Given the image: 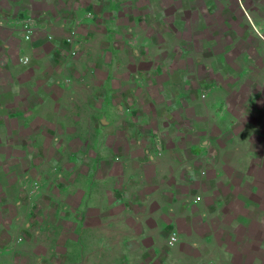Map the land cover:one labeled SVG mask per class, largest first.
Instances as JSON below:
<instances>
[{
    "label": "crops",
    "instance_id": "1",
    "mask_svg": "<svg viewBox=\"0 0 264 264\" xmlns=\"http://www.w3.org/2000/svg\"><path fill=\"white\" fill-rule=\"evenodd\" d=\"M138 1H102L107 8L113 6V11L118 7L119 12L104 19L103 47L98 49L92 63L89 61L92 64L90 71L86 70V74L76 79V83L83 85L89 81L95 88L92 81L97 70L101 69L104 74L99 85L102 88V103L98 113L102 117L103 129L108 134V137L105 136L107 139L102 141L106 155L71 156V170L64 174L69 175L70 181L67 184L65 176H62L65 183H57L60 188L53 183H45L47 177H38L34 189L33 184L28 185L26 193L29 210L25 228L31 229L28 223H35L38 217L44 223L41 229L42 241L48 243L51 249L45 256H35L31 255L30 247L24 246L22 253H26V264H42L47 257L54 263L58 253H62L63 264H214L217 253L220 256L223 254L222 246H216L214 232L206 234L203 231L207 226H212L216 212L223 208L221 201H217L214 208L204 202L206 197L215 196L214 187L206 182L209 179H213L214 183L219 180L231 181L230 194L234 198L230 204L232 209L238 210V192L243 186L241 181L255 178L253 171L249 170L257 162L252 158L254 145L251 139L261 140L264 147V0H248L250 11L241 19L236 18L240 25H245L242 29L239 25L238 28L233 26V22L237 25L233 15L230 18L221 16L222 21L230 20L232 27L224 30L216 27L215 33L212 32L213 39H199L200 45L198 49L193 48V57H188L187 50L182 49V61L179 60L178 63L182 62L183 67H179L178 71L175 69L167 76L164 82L166 96L164 94L165 97L160 103L152 104L153 99L147 90L142 93L145 101L139 104L142 110L140 114L146 118L144 121L147 122L148 119V123L153 124L148 131H144L137 121L136 124L128 126L126 121L122 123L120 120V115L131 111L125 107L124 100H140L138 90L155 87L160 73V64L146 57L150 38H146L143 47H128L132 44L129 37L136 35L134 32L137 25L146 18L139 12L130 15L123 11V4L127 2L133 7ZM224 1L226 0H170V3L197 4L198 12L195 13L198 21H201L210 16L206 15L208 3L213 4L212 13L217 20V11L222 9ZM144 2L158 5L160 0ZM166 2L169 3V0ZM229 2L232 3L231 0ZM202 4L204 14L200 11ZM192 9L188 8L190 14ZM92 13L88 12L83 16L74 14L70 22L71 28L78 30L83 27V22L88 26L89 22L91 25L100 18L98 13ZM25 18L37 21L33 17ZM173 18L178 20L179 15L176 16L175 13ZM118 19L131 22L120 24ZM150 19L148 31L155 35L156 32H152L153 16ZM42 31H45L43 24L33 37ZM122 32L128 36L125 49L116 42V36ZM56 33L60 35L62 32L59 29ZM19 35L22 37L21 33ZM227 35L229 40H224ZM194 40L196 41L195 38L189 39L188 45ZM79 48L80 45L74 46L77 55ZM121 49L127 58L126 67L133 71V77L123 78L119 76V72L117 75L118 69L124 66V62L119 61L122 57L118 59ZM37 50L42 51L39 46L35 47V51ZM57 51L59 50H56L59 54ZM202 51L210 54H201ZM23 58L28 57H21ZM143 68L146 70H142ZM72 80L69 76L63 80L50 79L48 83L40 80L37 83L56 86L62 92L75 85L71 84ZM23 82L34 83L29 80ZM123 88L127 92L122 91ZM170 88L174 89L173 94L169 92ZM34 90L40 94L39 97L45 94V90L35 87ZM79 96L82 101L78 102L84 103L87 110L92 109L93 114L95 106L89 100H95L94 91L87 89L86 92H79ZM46 97L51 101L52 108H57V100L61 103V96ZM136 101L134 110L137 107ZM38 106L40 104L35 107ZM149 108L158 111V117L153 118ZM51 113L55 115L54 112ZM95 121L94 118L93 123ZM237 127L243 133L246 131L250 134L246 155L240 159L242 162H239L238 157L239 161L234 163L222 160L221 167L215 169L208 179L195 173L193 167L200 154V164H208L212 161L213 152L224 155L230 149L235 152L241 148L240 144L232 143L233 139H238L233 134ZM225 134H228L226 138ZM256 135L262 138H256ZM61 175L53 177L52 180H59ZM4 176L8 178L9 175ZM199 184H205V188L200 190ZM17 204L15 200H4L0 203V212L9 205L15 208ZM42 205L53 210V222L45 215L41 217L39 208ZM12 220L13 217L0 223H12ZM231 224L228 227L232 229ZM238 225L236 223L234 227L237 228ZM163 231L168 234L176 233L177 242L173 247L167 246L168 237L161 235ZM203 245H208L213 253L209 261L206 260L207 254L203 251ZM230 253L232 251L224 250L228 257L223 259L231 260ZM15 254L16 257L19 255Z\"/></svg>",
    "mask_w": 264,
    "mask_h": 264
},
{
    "label": "rangeland",
    "instance_id": "2",
    "mask_svg": "<svg viewBox=\"0 0 264 264\" xmlns=\"http://www.w3.org/2000/svg\"><path fill=\"white\" fill-rule=\"evenodd\" d=\"M102 1L0 0V203L4 200L18 202L15 208L13 205H9L8 208L0 212V222L13 217L12 223H0V264H26L28 262L25 258L26 253H22L24 246L30 247L31 255L35 256H45V253L51 249L48 243L42 241L43 230L41 229L44 223H41L38 217L35 219V223H28L31 225V229L25 228L29 210L26 193L28 185L33 184L32 189H34V183H38V177H47L48 180L45 183H53L55 187L60 188L57 183L63 182L62 176L64 177V174L69 173L71 170L69 162L71 156L106 155L104 154L105 147L102 141L107 139L105 136L108 137V134L103 129L102 117L98 113L99 106L102 103V88L99 85L104 74L101 69H98L95 75L93 74L92 82L95 83V88H93L94 85L89 84V81L83 85L76 83V79L78 80L83 74L85 75L86 70L91 68L92 64L90 62L92 63V60L96 58L95 54H98V51L103 47L104 30L102 24L104 19H108L111 15L119 12L118 7L114 9L116 11H113V6L107 8ZM165 1L160 0L158 5H150L144 0H139L136 6L133 5V7L127 2L123 4V11H127L130 15L139 12L144 19L146 18L140 25H137L134 32L136 35L129 37L132 44L128 47L130 49H134L136 46L143 47L146 38H150L149 51L146 57H150L160 64V73L155 87L150 89L143 87L142 91L138 90L140 100H134L137 104L135 110L132 99L124 100L125 107H128L131 111L120 115L122 123L126 121V124L131 126V124L138 122L142 125L144 131L152 128L153 124L148 123V119L147 122L144 121L146 118L140 114L142 110L139 104L145 101L143 98L145 95H142V93L147 90L149 96L153 99L152 104L160 103L161 99L166 96L164 82L167 76L170 73L172 74L175 69L178 71L179 67H183L182 62L178 63L179 60L182 61L183 51L181 50L185 48L189 54L188 57H193V48L198 49L199 39L205 41L213 39L214 34L212 32L216 27H221L223 30L232 27L230 20L222 21L221 16L230 18L233 15L237 22V19H241L244 14L250 11L248 0H231L232 3L226 0L222 9L219 8L217 11L218 19L215 20L212 13L214 9L211 7L213 4L208 3L206 6L210 14L206 13V15L210 16L198 21V16L195 13V11L198 12L197 4H171L170 0L169 3H165ZM200 6V11L204 14V5ZM189 7L193 8L191 14L188 12ZM130 8L135 9L133 11ZM78 10L82 12H78ZM88 12L98 13L100 18H97L91 25L89 22L88 26H85L86 22H83V27H79L78 30L71 28L70 22L74 14L79 13V16H83ZM173 12L176 13V16L179 15L178 20L173 18L175 14ZM151 16H153L151 21L153 22L152 32H156L155 35H151V31H148ZM25 17L36 19L40 25L45 26V31L36 34V37H32L30 40L22 39L19 35L21 29L18 22ZM117 22L130 24L131 21L118 19ZM238 25L240 28L245 26L244 24L240 25L238 22L235 25L233 22V26L236 28H238ZM59 29L62 33L56 35ZM71 29L75 30L76 36L73 45L68 46L65 45L64 40ZM193 33H196L195 36H193ZM49 35L52 38L51 40L47 38ZM127 38L125 32L116 36L117 45L125 49L124 44ZM192 38H195L196 41H192L189 46L188 41ZM228 38L230 37L227 35L224 40H229ZM51 42H54V44H51ZM226 42L224 41V43ZM75 45H80L82 51L79 48L78 55L75 51V55L72 56L70 53ZM36 46H39L42 51H35ZM56 50H59L57 51L59 54L56 53ZM201 54L209 55L210 52L202 51ZM21 57H28V63L22 64L20 62ZM118 59L120 62H124V66L118 69L117 75L119 72V76L123 78L133 77V71L126 67L127 58L122 49ZM130 59H132L131 55ZM32 60L36 61L30 63ZM142 70L146 69L143 68ZM69 76L73 79L71 84L75 85L71 86V89H64L62 92L56 86L53 87L49 84L44 86L37 83L40 80L44 83H48L50 79L52 81L63 80ZM27 80L34 81V83L24 84L23 81ZM34 87L45 90V94H41L39 97L40 94L35 93ZM87 89L94 91L95 100H89L95 106L93 114H91L92 109L87 110L84 103L78 102L82 101L79 92H86ZM173 90L170 88L169 92L173 94ZM122 91L127 92L125 88ZM46 95L51 97L55 95L64 96L61 103L58 100L56 101L57 108H52L51 101ZM176 101L180 102L178 99ZM70 103L75 105L69 106ZM146 103L148 102L146 101ZM39 104L38 108L35 107ZM171 105H169L170 108ZM149 111L153 118L158 117V111H153L151 108H149ZM51 112H54L55 115ZM75 112L79 114L76 115ZM94 118L96 121L93 123ZM240 130V127H237L233 132L238 136V139H233L232 143L240 144L241 148L235 150V152L229 148L228 151L230 152L224 155L213 152L211 153L212 161L208 164H200V154L196 158L193 167L194 172L198 173L203 179H208L211 173L215 172V169L221 167L222 160L234 163L242 159L246 155L247 140L250 134H247L246 131L243 133ZM227 136L228 134L224 135L225 138ZM256 138H262V136L256 135ZM254 139H251L253 140L251 143L254 145L252 158L257 162L251 165L249 170L253 171L255 178L241 181L243 186L238 192L240 195L237 197L239 200L237 203L238 210L232 209L230 204L231 199L234 198L230 194L231 181L219 180L214 183L213 179H209L206 182V184L211 183V186L214 187L215 196L214 198L206 197L204 202L213 208L217 201H221L223 205V208L216 212V218L211 223L212 226H207L203 230L206 231V234L214 232L216 246H222L223 248L221 256L217 253L215 260L217 264H264V147L261 140ZM4 174L9 175L8 178ZM59 175H61L59 180H52L53 177ZM64 179L68 184L70 181L69 175L67 174ZM204 185L199 184L198 188L201 190L205 188ZM36 186L38 187L37 184ZM39 209H41V217L45 215L50 222L54 221L52 218L53 210L49 209L48 206L46 207V205H42ZM230 223H232V229L228 227ZM236 223H239L237 228L234 227ZM54 224L68 225L67 223L66 225L65 223ZM161 235L168 237V239L170 236L167 231H163ZM226 249L232 251L229 255L231 260L226 261L223 259L228 257L227 254H224ZM60 250L63 249L60 248ZM203 251L207 254L206 260L209 261L213 254L210 247L203 245ZM14 252L19 255L16 257ZM61 257L62 253H58L54 263H51L47 257L46 260L42 261V264H63Z\"/></svg>",
    "mask_w": 264,
    "mask_h": 264
},
{
    "label": "built area",
    "instance_id": "3",
    "mask_svg": "<svg viewBox=\"0 0 264 264\" xmlns=\"http://www.w3.org/2000/svg\"><path fill=\"white\" fill-rule=\"evenodd\" d=\"M19 26H20V29H21L22 37L25 40H30L34 36L36 31L41 27V25L37 21H35V20L31 19V18L21 19L19 21ZM75 36H76L75 30L71 29L69 34H68V36L65 38L64 43L66 45H68V46L69 45H73V41L75 39ZM47 38H48V40L52 39L51 36H48ZM262 46L264 48V39H263ZM70 54L72 56L75 55V49L72 50ZM28 61H29L28 58L20 59V62L22 64H27ZM176 242H177L176 233H171L170 236H169L168 242H167L168 246L169 247H173L176 244Z\"/></svg>",
    "mask_w": 264,
    "mask_h": 264
}]
</instances>
